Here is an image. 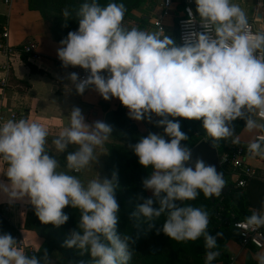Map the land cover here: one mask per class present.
I'll use <instances>...</instances> for the list:
<instances>
[{
  "label": "crops",
  "instance_id": "0c3cea01",
  "mask_svg": "<svg viewBox=\"0 0 264 264\" xmlns=\"http://www.w3.org/2000/svg\"><path fill=\"white\" fill-rule=\"evenodd\" d=\"M195 4L217 23L253 20L257 26L264 16V0H195ZM160 12L159 0H143L120 28L87 26L59 41L40 13L28 9L27 0H13L10 5L0 0V32L8 30V42L13 46L36 41L43 56L38 60L26 56L25 61L24 53L15 54L6 74L2 68L6 57L0 53V77L7 75V85L0 86V110H16L24 121L19 132L24 149L0 162V206L7 221L36 250L42 238L24 229L25 207L35 200L59 198L88 211L105 205L111 188L105 171L109 146L121 143L105 125L109 111L120 107L137 131L147 134L146 143L137 150L141 159L177 148L174 138L181 137V121L176 96L165 86V72H148L137 65V58L146 53L159 60L167 53L181 58L183 46L176 35L181 6L163 18L162 33L153 24ZM262 52L264 55V33ZM58 55L63 58L60 63L54 61ZM74 60L98 63L112 83L77 89L76 69L71 65ZM130 68L138 75L127 77ZM117 74L124 76L120 83L114 80ZM259 126L254 118L237 139L248 147L246 160L261 170L264 149L254 139ZM167 169L153 173L147 185L149 193L154 192L160 173ZM250 208H258L257 202L252 201ZM227 248L237 258L250 250L254 259L264 263V248H240L233 230ZM0 258L8 264H29L12 250L0 252ZM43 264H62L61 253L53 250Z\"/></svg>",
  "mask_w": 264,
  "mask_h": 264
},
{
  "label": "trees",
  "instance_id": "16d2710c",
  "mask_svg": "<svg viewBox=\"0 0 264 264\" xmlns=\"http://www.w3.org/2000/svg\"><path fill=\"white\" fill-rule=\"evenodd\" d=\"M142 1L27 0V6L38 11L55 38L63 41L87 26L122 27ZM184 48L181 58L189 63L193 82L171 89L177 99L181 137L175 138L177 148L160 158L168 169L160 173L154 192L149 193L147 185L157 172L155 165L137 154L147 134L137 131L120 107L109 111L105 125L121 143L109 146L105 171L111 188L105 205L88 211L59 198H40L26 206L24 229L42 238L29 264H43L53 250L61 253L62 262L77 264L227 263L230 216L250 218L252 201L263 207L264 182L253 178L236 187L228 175L231 168L223 166L229 189L214 190L211 198L196 175L191 182L176 183L174 178L182 172L177 173L173 164L202 139L212 143L219 156L229 151L233 146L220 140L217 129L225 126L236 137L256 105L226 52L204 43ZM21 56L26 61L27 55ZM242 147L248 150L247 145ZM19 236L0 206V252L12 250ZM243 264L264 263L248 250Z\"/></svg>",
  "mask_w": 264,
  "mask_h": 264
},
{
  "label": "built area",
  "instance_id": "2783aa9c",
  "mask_svg": "<svg viewBox=\"0 0 264 264\" xmlns=\"http://www.w3.org/2000/svg\"><path fill=\"white\" fill-rule=\"evenodd\" d=\"M13 0H3L10 5ZM161 12L154 19L153 24L159 33L164 31L163 18L170 16L174 7L181 6V15L176 21L177 41L181 46H191L198 43L212 44L219 47L227 55L235 60L239 66L247 65L250 69L251 95L254 101H258L253 113L254 118L260 123L258 131L254 135L256 142L262 144L264 149V55L262 52V35L264 33V16L259 19L256 26L253 20L221 21L218 31L216 21L212 18L200 19L194 9L195 0H159ZM8 30L4 28L0 33V53L6 57L2 66L3 72L8 74L10 60L15 54L24 53L30 60H38L43 56L38 50V44L30 40L13 46L8 42ZM55 62H62V56H56ZM71 65L76 69L75 86L79 90L93 84L110 85L111 79L105 73L101 65L95 62L79 63L74 60ZM139 69L152 72L157 69L164 70V82L168 89L182 88L193 82V75L189 63L171 53H167L162 59H156L151 53H146L137 58ZM126 73V72H125ZM0 77V86L7 85V75ZM138 72L130 68L127 77L137 76ZM124 76L117 74L115 82L123 81ZM24 128L23 115L16 110H0V162L8 161L11 156L24 149L19 140V132ZM218 164L231 168L230 176L236 187H244L248 180L258 179L264 182V169L259 170L246 160V151L242 146H233L229 151L218 155ZM189 174L178 175L174 178L176 183L191 182ZM252 216L246 219L231 217V228L236 232V238L240 248L254 247L264 248V206L250 208ZM12 251L20 256L26 263L36 252L33 243L28 242L23 236H19ZM237 256L230 254L226 264H236ZM0 264H8L0 258Z\"/></svg>",
  "mask_w": 264,
  "mask_h": 264
},
{
  "label": "water",
  "instance_id": "95a60500",
  "mask_svg": "<svg viewBox=\"0 0 264 264\" xmlns=\"http://www.w3.org/2000/svg\"><path fill=\"white\" fill-rule=\"evenodd\" d=\"M193 9L200 19L210 18L200 12V5L193 4ZM215 27L219 31L221 22L216 23ZM173 168L177 173L189 174L192 172L196 175L207 186L211 198H213L214 190L226 193L229 189L225 183L223 171L218 164L217 149L207 140L202 139L192 146L173 164Z\"/></svg>",
  "mask_w": 264,
  "mask_h": 264
},
{
  "label": "rangeland",
  "instance_id": "374dc122",
  "mask_svg": "<svg viewBox=\"0 0 264 264\" xmlns=\"http://www.w3.org/2000/svg\"><path fill=\"white\" fill-rule=\"evenodd\" d=\"M186 47V46H183V48ZM185 50V48L183 49V51ZM182 53V52H181ZM229 57V56H228ZM229 59L232 61L233 63V66L235 67L236 69V74L238 76H241V78L243 79V81L245 82L247 88H248V92L251 94V81H250V69L248 68L247 65H243V66H239L235 60L231 59L229 57ZM258 101H256V104H257ZM254 100H253V105H256ZM195 116V115H194ZM191 119L196 122L198 120V117H191ZM254 121V117L253 115H251L247 121V125L248 123ZM246 125V126H247ZM250 127V125H249ZM246 128V127H245ZM196 129V128H195ZM201 132L200 129H197V132L196 134H199ZM176 133V132H175ZM217 134L219 135L220 137V140L229 144V145H240V146H243L245 143L243 141H240L237 139V136L236 137H232L231 134L229 133L228 129L224 126V127H221V128H218L217 129ZM206 140V139H204ZM174 141H175V138H174ZM161 144V143H160ZM166 150H169L170 149H166ZM168 151V152H169ZM173 152V151H171ZM170 152V153H171ZM168 153V154H170ZM168 154H163V153H160V150L159 151H156L154 152L153 154H146V157L149 158V160H146L150 163H154L155 165V171H158V170H161L162 168L165 167V165H163L161 162H160V158L161 156H165V155H168ZM166 168V167H165ZM168 168V167H167ZM182 174V173H181ZM194 176V174L192 172L189 173V177L192 178ZM246 251L243 252L237 259H236V264H243L244 262V255H245ZM206 259H208V257H205ZM62 264H77L76 262H71V263H64L62 262Z\"/></svg>",
  "mask_w": 264,
  "mask_h": 264
}]
</instances>
